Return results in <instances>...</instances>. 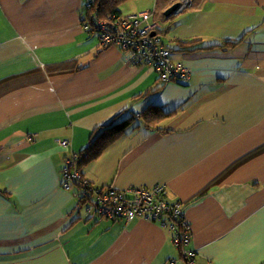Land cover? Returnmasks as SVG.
Wrapping results in <instances>:
<instances>
[{
  "label": "crops",
  "instance_id": "1",
  "mask_svg": "<svg viewBox=\"0 0 264 264\" xmlns=\"http://www.w3.org/2000/svg\"><path fill=\"white\" fill-rule=\"evenodd\" d=\"M174 2L121 12L152 11L171 61L191 71L163 83L152 65L99 46L83 0H0V264H183L159 222L100 218L62 187L64 160L96 128L151 105L174 111L162 133L130 127L84 179L163 184L184 207L196 264H264V0H198L164 15ZM191 40L239 42L179 50Z\"/></svg>",
  "mask_w": 264,
  "mask_h": 264
},
{
  "label": "built area",
  "instance_id": "2",
  "mask_svg": "<svg viewBox=\"0 0 264 264\" xmlns=\"http://www.w3.org/2000/svg\"><path fill=\"white\" fill-rule=\"evenodd\" d=\"M95 0H84V13L92 10ZM198 0H175L178 6L174 13L186 11ZM83 13V14H84ZM81 15L80 20L85 29L93 28L99 38V46L106 48L117 46L129 53L133 64L152 65L163 83L186 82L190 77V69L182 63H173L170 59L171 49L162 37L156 33L157 27L151 22L152 11H142L123 17L102 19L96 15ZM61 148H68L67 141H58ZM77 154H71L64 160L62 168V187L71 188L73 182H88L74 168ZM82 188V187H81ZM85 190L79 189L77 198ZM93 199L85 207L87 212L93 211L98 217L108 220L131 222L142 218L151 222H159L162 227L172 233L174 246L179 251L180 262L196 264L193 251L187 249L190 242V228L183 217V206L180 202H169L167 189L163 184L152 187H132L126 191L110 187L105 190L92 189ZM165 264H179L177 260H169Z\"/></svg>",
  "mask_w": 264,
  "mask_h": 264
},
{
  "label": "trees",
  "instance_id": "3",
  "mask_svg": "<svg viewBox=\"0 0 264 264\" xmlns=\"http://www.w3.org/2000/svg\"><path fill=\"white\" fill-rule=\"evenodd\" d=\"M129 0H95L93 2L92 10L86 11L84 13V0H83V11L87 17L91 15H96L99 18L107 19L108 17H123L121 15L120 7L128 2ZM174 1V0H173ZM81 14V15H82ZM83 14V15H84ZM88 32H93L97 34V32L93 28L85 29ZM158 33V31H156ZM98 36V34H97ZM99 39V38H98ZM239 41H225L222 44L211 45L209 47L200 46L198 40L191 41H179V50L183 52H196V51H204L213 48H219L220 50L230 49L238 44ZM173 112H167L163 107L151 105L148 106L144 111H142L139 115L130 113L127 114L125 118L118 119L117 117L112 119L109 123L102 125L94 130L92 133L89 143L82 151H80L77 155L78 158L74 161V168H76L82 178H84V170L96 161L102 153L114 144L119 138L126 134V131L131 127L132 129L136 128H145L148 130H159L162 133L160 128V124L173 117ZM78 189H84L85 191L82 193L83 195L77 198L78 204L87 205L92 202L93 193L92 189H100L105 190L110 187H95L94 185L88 182V185L83 186V182H73L71 185ZM82 187V188H81ZM205 194V191H203ZM202 194V195H203ZM201 196V194H200ZM197 198H195L196 200ZM184 208V207H183ZM105 219V218H104ZM116 221V220H112Z\"/></svg>",
  "mask_w": 264,
  "mask_h": 264
},
{
  "label": "rangeland",
  "instance_id": "4",
  "mask_svg": "<svg viewBox=\"0 0 264 264\" xmlns=\"http://www.w3.org/2000/svg\"><path fill=\"white\" fill-rule=\"evenodd\" d=\"M154 2L155 0H129L120 7V11L124 14L126 11L131 12V11L140 10L144 7H147L150 4L151 6H153ZM82 215L84 216L85 213L82 212Z\"/></svg>",
  "mask_w": 264,
  "mask_h": 264
},
{
  "label": "water",
  "instance_id": "5",
  "mask_svg": "<svg viewBox=\"0 0 264 264\" xmlns=\"http://www.w3.org/2000/svg\"><path fill=\"white\" fill-rule=\"evenodd\" d=\"M177 6H178V4L177 3H174L170 8H168L165 11L164 15L168 16V15L174 13V11L176 10Z\"/></svg>",
  "mask_w": 264,
  "mask_h": 264
}]
</instances>
